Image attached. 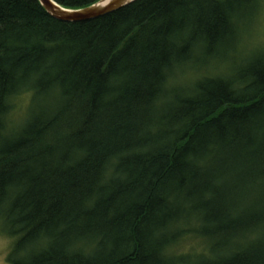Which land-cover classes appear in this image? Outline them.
Wrapping results in <instances>:
<instances>
[{
	"label": "trees",
	"instance_id": "obj_1",
	"mask_svg": "<svg viewBox=\"0 0 264 264\" xmlns=\"http://www.w3.org/2000/svg\"><path fill=\"white\" fill-rule=\"evenodd\" d=\"M261 3L136 0L65 22L0 0L11 264H264V51L239 49ZM187 236L204 249L178 251Z\"/></svg>",
	"mask_w": 264,
	"mask_h": 264
},
{
	"label": "rangeland",
	"instance_id": "obj_2",
	"mask_svg": "<svg viewBox=\"0 0 264 264\" xmlns=\"http://www.w3.org/2000/svg\"><path fill=\"white\" fill-rule=\"evenodd\" d=\"M259 16L254 18L250 27L245 31L239 44V49L246 55L254 51H264V0H262ZM30 94H26L18 100L17 114L24 115L30 102ZM13 245V239L0 234V264H11L8 253ZM205 247L204 240L196 236H187L180 241L176 249L180 252L201 251Z\"/></svg>",
	"mask_w": 264,
	"mask_h": 264
},
{
	"label": "water",
	"instance_id": "obj_3",
	"mask_svg": "<svg viewBox=\"0 0 264 264\" xmlns=\"http://www.w3.org/2000/svg\"><path fill=\"white\" fill-rule=\"evenodd\" d=\"M39 1L54 18L65 22H81L105 16L136 0H99L80 8H66L55 0Z\"/></svg>",
	"mask_w": 264,
	"mask_h": 264
}]
</instances>
